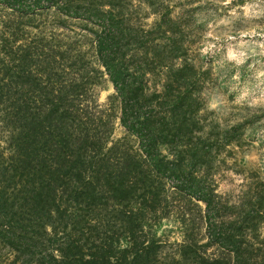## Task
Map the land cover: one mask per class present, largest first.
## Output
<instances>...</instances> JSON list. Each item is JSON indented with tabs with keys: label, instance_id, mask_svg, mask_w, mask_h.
<instances>
[{
	"label": "trees",
	"instance_id": "16d2710c",
	"mask_svg": "<svg viewBox=\"0 0 264 264\" xmlns=\"http://www.w3.org/2000/svg\"><path fill=\"white\" fill-rule=\"evenodd\" d=\"M122 1L0 0L27 20H81L90 36L0 27V264H264V191L228 206L213 179L239 126L204 127L203 72L180 25L139 31ZM104 77L114 93L101 105Z\"/></svg>",
	"mask_w": 264,
	"mask_h": 264
},
{
	"label": "rangeland",
	"instance_id": "374dc122",
	"mask_svg": "<svg viewBox=\"0 0 264 264\" xmlns=\"http://www.w3.org/2000/svg\"><path fill=\"white\" fill-rule=\"evenodd\" d=\"M142 1L123 0L122 19L139 31L155 25L156 17H164L161 25H171L168 18L180 25L183 57L203 72L198 108L204 127L239 126L237 144L223 151L212 169L222 203L234 205L249 188L264 191V0H151L150 8ZM83 23L55 10L35 12L27 20L0 7V27L18 25L30 36L45 39L87 45L90 36L84 37L77 27ZM88 23L99 25L94 20ZM152 38L158 42L163 36L158 33ZM97 92L98 103L105 105L114 93L106 77ZM122 134L116 119L113 138ZM163 228L174 226L166 223ZM171 231L170 241L178 239V232ZM261 233L264 236V222Z\"/></svg>",
	"mask_w": 264,
	"mask_h": 264
}]
</instances>
